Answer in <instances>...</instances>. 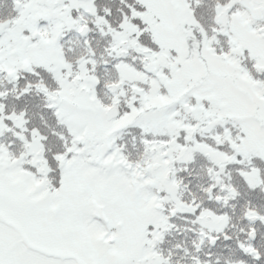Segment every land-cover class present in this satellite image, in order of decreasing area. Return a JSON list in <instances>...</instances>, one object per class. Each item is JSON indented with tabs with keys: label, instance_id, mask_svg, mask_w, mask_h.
Instances as JSON below:
<instances>
[{
	"label": "snow or ice",
	"instance_id": "obj_1",
	"mask_svg": "<svg viewBox=\"0 0 264 264\" xmlns=\"http://www.w3.org/2000/svg\"><path fill=\"white\" fill-rule=\"evenodd\" d=\"M0 264H264V0H0Z\"/></svg>",
	"mask_w": 264,
	"mask_h": 264
}]
</instances>
